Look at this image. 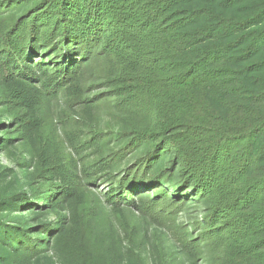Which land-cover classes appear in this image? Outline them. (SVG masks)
Wrapping results in <instances>:
<instances>
[{"label": "trees", "instance_id": "obj_1", "mask_svg": "<svg viewBox=\"0 0 264 264\" xmlns=\"http://www.w3.org/2000/svg\"><path fill=\"white\" fill-rule=\"evenodd\" d=\"M0 84V146L33 143L45 101L107 106L119 126L75 147L93 150L79 168L106 180V204L168 228L186 264H264V0H0ZM31 152L40 184L0 191V264H39L55 245L66 264H169L159 248L93 256L78 180ZM51 209L72 223L44 221Z\"/></svg>", "mask_w": 264, "mask_h": 264}, {"label": "rangeland", "instance_id": "obj_2", "mask_svg": "<svg viewBox=\"0 0 264 264\" xmlns=\"http://www.w3.org/2000/svg\"><path fill=\"white\" fill-rule=\"evenodd\" d=\"M104 91L99 88L94 90L93 94L100 95ZM2 92L0 84V95ZM1 105L0 138H6L4 132L7 125H3L7 123V113ZM37 113L41 130L39 136L35 135L33 143L17 138L15 144L8 149L0 146V191L5 187L16 189V183L19 181L25 187L31 182L40 184L38 159L32 155L31 150L42 148L49 157L51 156L54 164L63 165L62 168H57L58 178L62 176V179L67 177L78 180L73 181L79 191L76 210L80 216L76 224L80 225L81 234L93 256L102 253L111 257L114 252L116 258L121 259L128 249H133L143 254L144 260L150 261L156 253L155 249L159 248L165 252L169 264H186V257L180 253L170 255L175 251V246L168 228L151 224L132 209H123V214L114 212L105 202V192L108 189L106 180H98L95 187L90 186L79 168L86 156L92 155L93 150L76 152L75 147L83 141V134L86 136L91 127L99 131H108L110 126V129L117 128L119 124L114 118V111L103 106L89 116L83 111L82 105L70 106L62 96L45 101ZM45 214L44 221L53 223L58 221L59 216H66L70 223L74 218L73 213L68 210L51 209ZM181 217V223H186L187 215L183 214ZM64 254L63 247L55 245L39 264H66L67 257Z\"/></svg>", "mask_w": 264, "mask_h": 264}]
</instances>
